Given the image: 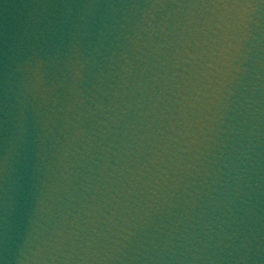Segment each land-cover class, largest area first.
Returning <instances> with one entry per match:
<instances>
[{"label": "water", "instance_id": "obj_1", "mask_svg": "<svg viewBox=\"0 0 264 264\" xmlns=\"http://www.w3.org/2000/svg\"><path fill=\"white\" fill-rule=\"evenodd\" d=\"M264 185V0H0V264H243Z\"/></svg>", "mask_w": 264, "mask_h": 264}]
</instances>
